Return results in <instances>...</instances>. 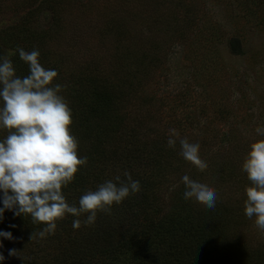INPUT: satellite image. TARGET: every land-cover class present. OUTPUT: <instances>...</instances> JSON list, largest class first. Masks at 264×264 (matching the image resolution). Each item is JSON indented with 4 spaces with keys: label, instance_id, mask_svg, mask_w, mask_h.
I'll use <instances>...</instances> for the list:
<instances>
[{
    "label": "rangeland",
    "instance_id": "obj_1",
    "mask_svg": "<svg viewBox=\"0 0 264 264\" xmlns=\"http://www.w3.org/2000/svg\"><path fill=\"white\" fill-rule=\"evenodd\" d=\"M17 47L39 50L42 66L58 73L54 83L63 85L61 94L70 107H78L68 92L71 86L84 91L96 82L122 94L118 120H113L117 128L101 135L111 140L105 142L106 159H114L109 155L117 146L119 160L106 161L96 175L102 170L110 178L120 174L122 162L157 180L165 174L153 193L163 195L166 208L178 207L181 196L175 198L174 189L184 186V174L217 191L214 209L190 200L195 210L213 213L208 214L212 235H206V224L189 217L180 222L181 229L168 223L159 238L156 228L158 242L146 236L133 239L119 264H169L159 252L176 251L171 242L194 229L203 243L216 244L225 264H264V232L243 213L249 181L241 171L249 144L257 139L254 129L264 125V0H0V55ZM10 58L16 75L28 74L18 54ZM72 120V134L82 136L80 144L89 147L98 134L93 129L92 134L79 133ZM170 128L200 144L208 165L203 172L178 155V145L173 150L158 140L164 134L161 140L167 141ZM10 212L5 210L3 218ZM108 214L100 221L101 233L111 237L109 242L131 240L123 233L124 225L111 223ZM154 214L158 220L170 217L167 211ZM172 219L178 217L173 214ZM28 227L19 225L21 237L0 225L14 238H0L4 251H17L12 264L27 258L33 262L38 244L45 241L30 240L36 226ZM52 244H45L42 257L50 256L43 264L63 257L51 258ZM193 245L183 241L179 246L186 252Z\"/></svg>",
    "mask_w": 264,
    "mask_h": 264
},
{
    "label": "clouds",
    "instance_id": "obj_2",
    "mask_svg": "<svg viewBox=\"0 0 264 264\" xmlns=\"http://www.w3.org/2000/svg\"><path fill=\"white\" fill-rule=\"evenodd\" d=\"M15 54L28 67V74L23 77L16 75L10 58ZM39 57V50L26 51L21 47L0 55V221L5 210H9L14 216H30L33 224H43L39 231L31 233L30 240L53 235L57 222L69 214L77 217L72 221L73 229L81 226L78 217L85 214L83 224L91 225L98 212L110 213L114 204L120 205L141 190L140 182L124 170L123 180L118 174L94 190L84 191L78 206L67 201L63 190L87 165L88 158L78 155L79 142L70 128L72 110L61 94L63 85L54 83L58 73L44 68ZM254 132L257 139L249 144L241 164L249 181L244 189L243 213L264 232V125L256 126ZM167 135L168 148L175 150L178 145L181 158L200 172L207 168L198 142L181 137L174 128ZM180 180L186 201L215 208L218 195L212 185L188 174ZM0 238L14 239L11 232L3 230ZM8 255L17 256V251L9 249ZM4 260L0 253V264Z\"/></svg>",
    "mask_w": 264,
    "mask_h": 264
},
{
    "label": "trees",
    "instance_id": "obj_3",
    "mask_svg": "<svg viewBox=\"0 0 264 264\" xmlns=\"http://www.w3.org/2000/svg\"><path fill=\"white\" fill-rule=\"evenodd\" d=\"M55 80H57V78ZM95 84L96 82H94V84H92L88 89L84 88V91H81L79 88L75 89V87L73 88L71 86L68 91L69 94L73 95L74 99L78 100V107L70 108L72 109L73 114L72 119L76 120V124L79 126V133L92 134L93 131L91 129H93L94 132L98 134L96 140L91 142L89 147L80 144L82 139L84 140L82 136H78L79 139L77 138L79 142L78 154L86 156L88 158V162L85 167L81 168L75 174V179L73 182L63 190L67 201L71 204H77V206L78 199L84 191L88 189L94 190L96 188V184L98 185L103 183L105 180L112 179L115 176L114 175L111 178L107 177V170H102V172H100L101 176L96 175V170L103 168V164L107 165L106 161L110 163L116 160L114 163H118L119 160L115 159L119 153L117 152L119 150V147L117 146H114L110 151L114 154L109 155L114 159H106L107 156H104L106 153L105 142L110 143L111 140L103 138L101 135L111 132L117 128L113 120H118V111L120 110L121 103L123 104V96L115 89H112L108 86L100 87V85ZM109 123L110 125H108ZM160 138L164 139V134H161ZM161 139L158 138L161 143H166V141L164 142ZM82 146L84 147L81 148ZM130 165V162L129 164L127 162L120 163L122 170H120L119 175H121V179L123 180L124 177L122 173L124 170H127L133 180H138L140 182L141 190L136 194L130 195L128 198L122 201L118 209L116 205L112 206L111 211L113 212L114 216L111 215L110 211L111 217H108V219L111 223L115 222V225H118L119 223L123 224V233H126L125 235H127L131 240H127V243H125L123 240H120L119 242L117 241L118 243L114 241L109 242L111 237H105V235L101 233L102 229L100 228V221L105 214L109 216L108 213L98 212L97 218L93 224L85 226L83 223H81L82 225L78 229H73L72 227V221L73 219H77V217H73L69 214L66 215L64 219H61L57 222V228L53 235L47 236L45 241L38 244L37 250L39 253L36 254L34 257L35 259L30 264L45 263L44 259L50 256L48 255L44 258L42 257L46 253L45 244L47 242L49 244L56 243L50 245V251L53 252V255L51 256L52 259H54L56 255L63 257L61 259H57V261L54 263L52 261L51 263H48V258L46 264H98L96 261H99L102 264L105 262H107V264H119L123 261V256L128 255L126 254V251L132 247L129 244H131L133 239H143L142 236H146L148 240L149 238L154 240L151 241L152 243L156 242V240L158 242L159 239H156L155 236V234H157L156 228L159 229V238L165 229H168V223L172 225L171 227L181 229L180 222L185 221L188 217L191 222H200V224H206V235L213 234V232H208L209 225L212 226L210 222L212 217L208 214L213 213L211 211L200 212L195 210L190 200L186 201L182 197L184 186L174 189V197L178 198L181 196L180 200L178 199V207L171 206L170 208H166V205L168 204L165 203V200L162 201L164 198L163 195L160 193H153V188L157 184L159 185L160 189V186L163 183L162 180L166 178L165 174L160 175L159 180H157L153 176H143V174L136 172V169L132 168ZM116 175H118V173ZM156 189L157 188L154 190ZM151 197H153V199H151ZM166 197H168V194H166ZM113 207H115L117 210ZM118 211L120 215H118ZM155 211H167L169 212L170 217L169 219L161 218L158 220L159 218L155 216L157 213L154 214ZM151 213L152 216L149 217V214ZM173 214L176 215L178 219H172ZM84 216L86 215L80 216L83 217V219L80 217H78V219L83 221L85 219ZM23 223L28 225V228H30L32 225L30 216H14L12 211L6 217H4L2 221H0V225L4 227V230L11 228V230L16 231L20 235L21 233H19V225ZM12 225H15V227H12ZM35 226L36 227H32L33 232L39 231L42 227H44L43 224H35ZM88 228L91 230H87ZM114 229H116V226ZM195 231L196 230L194 229V232L192 231L189 234L181 233L179 237L175 238V243L171 242V247L176 245L177 250L169 251V253L159 252L162 259L169 264H225V261H221L220 259V250L217 248L216 244L214 246L213 242L211 241H206L207 243H203ZM94 232H98V235H95ZM122 235L123 234H121V236ZM21 237H23V235H21ZM25 237H27V235ZM191 237L193 239H191ZM208 239L212 240L210 236L207 237V240ZM183 241L189 243L192 242L194 245L193 247L188 246L186 252L182 251L180 250V246L183 244ZM4 252L6 254H4ZM0 253L5 255V260L2 262V264H12L10 262L12 257L8 255V251H4V248H2L0 249ZM170 253H174L175 256L172 257ZM67 257L70 258L65 259ZM135 259L136 256L134 254L132 261L134 262ZM22 264H29V258H27V260H25ZM235 264H237V261Z\"/></svg>",
    "mask_w": 264,
    "mask_h": 264
}]
</instances>
